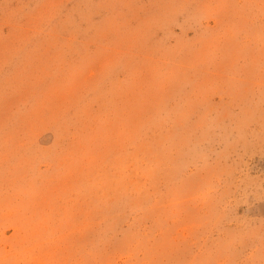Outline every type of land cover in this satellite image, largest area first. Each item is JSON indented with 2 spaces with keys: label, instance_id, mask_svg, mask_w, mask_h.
<instances>
[{
  "label": "rangeland",
  "instance_id": "1",
  "mask_svg": "<svg viewBox=\"0 0 264 264\" xmlns=\"http://www.w3.org/2000/svg\"><path fill=\"white\" fill-rule=\"evenodd\" d=\"M0 264H264V0H0Z\"/></svg>",
  "mask_w": 264,
  "mask_h": 264
}]
</instances>
